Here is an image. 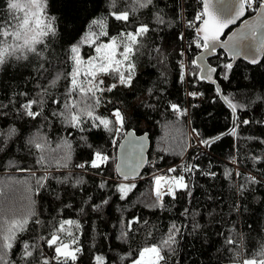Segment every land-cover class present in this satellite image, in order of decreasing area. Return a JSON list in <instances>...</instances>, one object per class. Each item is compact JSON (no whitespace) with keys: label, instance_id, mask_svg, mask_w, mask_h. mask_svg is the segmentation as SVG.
<instances>
[{"label":"trees","instance_id":"obj_1","mask_svg":"<svg viewBox=\"0 0 264 264\" xmlns=\"http://www.w3.org/2000/svg\"><path fill=\"white\" fill-rule=\"evenodd\" d=\"M200 5V0H153L145 8H140L136 0H115L114 3L113 0H48V13L56 17L57 35L46 41V47L40 48L42 55L29 54L27 60H10L0 66V104L8 106L0 109L4 112L0 115V141L3 142L0 219L26 213V189L31 186L34 190L36 177L45 171L36 163L40 151L30 141L45 142V164L57 178L51 179L33 197L35 211L44 225L30 222L29 230L18 237L10 259L19 264L24 240L32 243L37 235L49 238L53 226L58 228L59 221L65 219L73 221L72 225L65 226L77 239L73 247L81 248L75 264H96L97 255L104 257V264H130L118 258L127 257L130 252L135 255L139 248L160 242L173 223L181 228V233L173 246L175 252H165L169 264L238 263L264 246V183L255 185L254 191L247 189L243 194L239 191V185H247L244 176L248 173L264 181V160L257 163L253 159L264 156V100L258 99L264 97V57L257 65L239 60L231 70L222 67L229 63L222 52L209 60L217 68L215 78L222 95L228 96L237 107L235 134L232 131L205 147L201 139H211L229 128L231 111L213 85L192 75L186 83L179 74L180 52L184 46L190 61L197 53L194 44L188 47L196 37L195 29L188 22L194 20ZM125 10L130 13L128 22L109 15L112 11ZM6 13V4L0 0V16ZM157 17L164 22L160 23ZM101 18L109 34L102 38L104 42L122 31L134 32L140 24L149 27L139 37V50L132 57L135 69L131 87L118 84L111 92L103 93L101 105L96 109L98 115L111 118L110 113L119 108L126 118L123 133L129 129L137 134L148 133V160L138 179L124 180L116 175V144L112 143L115 136L103 128L80 133L54 115L63 111L64 102L69 99L65 79L72 70L69 49L80 44L90 29L98 31L92 27V21ZM181 34L183 40L179 38ZM81 52L92 54V48L81 44ZM197 71L192 65V73ZM57 73L64 75L52 86ZM100 78L105 88L118 83L112 76ZM186 85L189 93L194 89L202 92L199 106L192 98H186ZM28 99H43L42 105H33L34 111H43L40 117L32 119L21 114L22 105ZM54 100L60 103H53ZM172 104L178 105L181 111L174 112ZM244 120L251 123L243 124ZM188 127L197 130L202 145L191 146ZM11 129L15 133L9 135ZM96 151L108 156L107 162L98 169L89 166ZM65 154L70 156L68 167L58 169L56 161ZM186 164L197 166L194 172L185 173L191 196L183 190L176 192L175 199L165 195L163 207L130 203L151 182L153 175L166 173L169 166L177 169L171 175H180ZM17 169L31 170L36 177ZM236 172L244 175L237 176ZM64 176L71 177L70 183L59 182ZM77 179L82 183L76 184ZM121 183L136 187L121 198L123 194L118 190ZM185 208L190 209L187 215H183ZM133 218H139L138 222L129 228L128 222ZM125 232L126 237L122 235ZM60 237L70 243L67 232L60 233ZM229 239L234 243L229 244ZM39 243L49 257L54 255V250L48 249L43 240ZM237 252L242 255L238 257Z\"/></svg>","mask_w":264,"mask_h":264},{"label":"snow or ice","instance_id":"obj_2","mask_svg":"<svg viewBox=\"0 0 264 264\" xmlns=\"http://www.w3.org/2000/svg\"><path fill=\"white\" fill-rule=\"evenodd\" d=\"M4 2L7 13L0 16V66L7 64L10 60H27L29 54L42 55L40 48L46 47V41L50 37L57 35L56 17L48 13V0H4ZM114 2L115 0H113ZM136 2L140 8H145L151 5L153 0H143V2L136 0ZM217 3L221 5L220 8H217ZM200 4L201 11L195 15L194 20L188 22V26L194 28L196 33L195 39L188 44L189 48L194 44L196 48L204 49L206 53H215L217 45H219L221 48H227L234 57L245 52H255L256 55L251 57L250 62L252 64L260 62L256 57L260 53H264V0H200ZM253 13L255 14L254 16H252ZM109 15L118 21L124 22H128L130 17V13L127 10L121 12L112 11ZM246 15L249 18L242 20ZM157 19L160 23L164 22L160 17H157ZM237 21H241L240 28L229 35L227 39L221 40V36L225 34V29H229V26L235 25ZM92 27L98 29V31L90 29L88 35L80 44L72 45L69 49L72 70L65 76V79L68 80L66 94L69 99L64 102L63 111L54 115H58L62 123L68 125L70 129H76L80 133L103 128L113 136H116L121 134V129L126 119L121 110L115 108L110 113L111 118H108L98 115L96 109L101 105L103 93L111 92L117 88L118 84L131 87L135 69L132 57L139 50V37L146 34L149 31V27L146 24H140L134 32L122 31L119 36L109 37L107 42L102 40L103 37L109 36L103 18L93 20ZM179 38L183 40V34ZM81 44L92 48V54L82 53ZM205 52H202L199 57L191 61V64L199 69V75L197 76L195 72L189 73V75L196 76L200 80L207 79L211 81L213 73L217 72V68L200 63L205 58ZM181 55H183V50ZM183 67L182 64L181 68L183 69ZM222 67L226 70H231L233 64L227 63ZM184 74V72L181 74L182 80ZM62 75L64 74L57 73L51 82L52 86H55ZM101 76H112L118 83H113L105 88L103 87L104 80L100 78ZM224 78L226 79L227 76L224 75ZM217 91H219L218 88ZM21 95L26 96L27 94L21 93ZM189 95L197 96L203 94L192 92ZM73 97L76 98L73 99ZM223 98L228 101L229 107L235 112L237 106L231 102L228 96ZM258 99L264 100V97H258ZM37 103L42 105L43 99L26 100L22 105L23 112L21 114L27 115L32 119L40 117L43 111L33 110V105ZM53 103L59 104L60 101L54 100ZM7 107V105L0 104V109H6ZM171 108L174 112L181 111L176 104H172ZM0 115H4V112L0 111ZM242 123L249 124L251 121L244 120ZM14 133L15 129H11L9 135ZM70 134L71 132H69ZM232 134H235L234 129ZM192 135L198 137L200 134L196 129H192ZM82 139L86 140L83 136ZM142 141L143 138L137 141H129L128 167L130 172L121 171L120 166L117 165V170L121 171L124 180H128L129 175L135 178L137 169L145 163ZM212 142V139L200 140V143L206 146H209ZM30 143L35 149L40 151V156L36 163L44 168L45 171L36 177V173L31 170L17 169L18 171H29L30 176L36 177L35 189L33 190L31 186L26 189L28 210L24 215L0 219V264H18L17 261L10 259L12 250L18 243V237L29 230L30 222L37 226L44 225V221L40 220L39 214L35 211V200L33 197L46 188L51 179H57L48 171V165L45 164L46 157L43 154L45 142L33 140ZM112 143H117V141L113 139ZM120 147L124 148L125 146L120 145ZM0 150H3L2 141H0ZM137 156L139 159H137ZM69 159L70 156L65 154L64 157L56 161V167L58 169L67 168ZM253 159L259 163L264 160V156H256ZM107 160L108 156L106 154L102 151H96L89 166L98 169ZM76 167L84 168L85 165H76ZM196 167V165L186 164L183 166L180 175H171L177 172L176 168H169L166 173L155 174L152 179L157 204L153 206L163 207V197L167 195L175 199L178 190H183L188 196H191L190 184L186 181L185 173L194 172ZM205 174L215 175V173ZM227 175L231 176L232 173H227ZM235 175L241 176L244 174L236 172ZM244 178L247 185H239L241 194L247 189L254 191L255 185L264 183V181L251 173L245 175ZM70 181V176L59 178L60 183H70ZM75 183L80 184L82 181L77 179ZM101 187H104V185L102 184ZM134 187H136L135 184H119L118 190L123 194L121 198L126 196L128 191ZM96 207L98 208L99 206ZM189 211L190 209L185 208L183 215H187ZM138 219L133 218L130 220L128 222L129 228L133 223H137ZM72 224L73 221L70 219L61 220L58 228L53 226L49 238L45 239L43 235H37L32 243L24 240L22 242L19 264H70V262L75 264L81 248L78 246L73 247V245L77 244V239L65 227ZM64 232H67L70 243L61 240L60 233ZM180 233L181 228L176 223H173L168 229L166 238L160 242L139 248L135 255L130 252L127 257L118 259L127 260L130 264H169L165 252L168 254L175 252L173 246L177 243V236ZM122 235L126 237L128 233L125 232ZM41 240L44 241L48 249L54 250V255L49 257L45 253L44 248L39 243ZM228 243L233 244L234 241L229 239ZM236 255L239 257L242 253L237 252ZM95 261L96 264H104V257L97 255L95 256ZM238 264H264V246L259 252L253 253L249 258L240 259Z\"/></svg>","mask_w":264,"mask_h":264},{"label":"water","instance_id":"obj_3","mask_svg":"<svg viewBox=\"0 0 264 264\" xmlns=\"http://www.w3.org/2000/svg\"><path fill=\"white\" fill-rule=\"evenodd\" d=\"M216 6H217V8L221 7V5L219 3H217ZM254 15L255 14L253 13L252 16H254ZM245 18H249V17L246 15V17L242 18V20ZM240 26H241V21H237V23L235 25H230L229 29H225V34L221 36V40L227 39L228 36L231 35L234 31L238 30L240 28ZM195 35H196V33H195ZM202 52H205V50L201 49L200 51H198L195 54V56L193 57V59H196L197 57H199ZM219 52H222L226 56V58L229 60V63H232L233 66L239 60L244 61L250 65H257L262 61V59L264 57V53H260L256 57L260 62L257 64H252L250 62V59L253 55H256L255 52H245L241 55L234 57L232 55V53L227 48H221L219 45H217L215 53H206L205 52V58H204V60L200 61V63L202 65H205V66L214 67L209 63V60L211 58L216 57ZM197 75H199V69L197 71ZM215 75H216V73H213L211 81L207 80V79L202 80V81L206 82L207 84L213 85V87L215 88L220 100L223 102V104H225L229 108V110L231 111V123H230L229 128H227L224 132H222L221 134H218L217 136H214L213 138H211L213 141L218 140L219 138L228 135L236 127V113L233 111L232 108L229 107L228 102L223 98L224 96L222 95L221 87L218 84V81L215 78ZM217 88L219 89V91H217ZM140 138H143V141H142V143H143V159H144L145 163L139 169H137L135 178H133L132 175H129V179H138L140 177L144 167L147 164L148 151L150 148V139H149L147 132L137 134L133 129H129L126 132H124V135L122 136V138L120 139V141L118 142V144L116 146L114 168H115L116 175L118 177L123 179L121 171L130 172V169L128 167L129 141H137ZM120 145H124L125 147L121 148ZM205 147H206V145H205ZM137 159H139L138 156H137ZM117 165L120 166L121 171L117 170Z\"/></svg>","mask_w":264,"mask_h":264},{"label":"built area","instance_id":"obj_4","mask_svg":"<svg viewBox=\"0 0 264 264\" xmlns=\"http://www.w3.org/2000/svg\"><path fill=\"white\" fill-rule=\"evenodd\" d=\"M200 11H201V5H200V8L195 11V13L197 14ZM197 23H199V22H197ZM186 47L187 46L185 45L184 48L182 49L183 50V55H181V52H180V58H179V74L181 76L182 72H184L185 74L183 76V80L186 83H188L187 81L189 80V78H191V75H189V73H192V64H191V61H190V58H189V53H188ZM200 50L201 49L196 48L195 45H194V52H198ZM182 64L184 66L183 69L181 68V65ZM188 88L189 87H187V85H186V89H185L186 98H192V100H194L195 105L199 106L201 104L203 95H197V96L189 95ZM193 92L202 93L198 89H194ZM123 135H124V133L121 131V134L116 135L113 138V139H115L117 141V143H115L116 146H117L118 142L120 141V139L122 138ZM194 138L197 139V140L194 139L196 141L195 142V145L198 144L197 146H200L198 137L194 136ZM169 168H171V166L167 167V169H169Z\"/></svg>","mask_w":264,"mask_h":264},{"label":"rangeland","instance_id":"obj_5","mask_svg":"<svg viewBox=\"0 0 264 264\" xmlns=\"http://www.w3.org/2000/svg\"><path fill=\"white\" fill-rule=\"evenodd\" d=\"M188 132L190 133V136H191V143H192L191 146H193L195 144V142H196L195 140H197V139H195L194 138V135H192V129H190V127H188ZM196 145H198V144H196ZM200 145H202V144H200ZM158 173H164V172H158ZM158 173H156V174H158ZM130 203L132 205L142 204V205H144V206H146L148 208L157 207V206H153V205H156L157 204V200H156V196H155V192H154V182H153V179L151 180V182L149 184H147L143 188V190L138 194V196L133 197L130 200ZM227 264H238V263H234L233 262V263H227Z\"/></svg>","mask_w":264,"mask_h":264},{"label":"crops","instance_id":"obj_6","mask_svg":"<svg viewBox=\"0 0 264 264\" xmlns=\"http://www.w3.org/2000/svg\"><path fill=\"white\" fill-rule=\"evenodd\" d=\"M140 205H142V204H140Z\"/></svg>","mask_w":264,"mask_h":264}]
</instances>
